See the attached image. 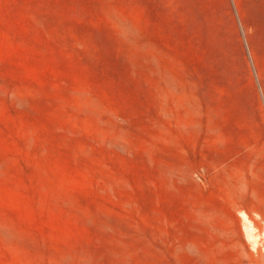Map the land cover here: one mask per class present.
Segmentation results:
<instances>
[{"label": "rangeland", "instance_id": "374dc122", "mask_svg": "<svg viewBox=\"0 0 264 264\" xmlns=\"http://www.w3.org/2000/svg\"><path fill=\"white\" fill-rule=\"evenodd\" d=\"M0 264H264V0H0Z\"/></svg>", "mask_w": 264, "mask_h": 264}, {"label": "bare ground", "instance_id": "6f19581e", "mask_svg": "<svg viewBox=\"0 0 264 264\" xmlns=\"http://www.w3.org/2000/svg\"><path fill=\"white\" fill-rule=\"evenodd\" d=\"M243 218L245 221V229H246L247 235L256 244L257 237L255 236V229L252 226V222H250V220L248 219L246 215H244Z\"/></svg>", "mask_w": 264, "mask_h": 264}]
</instances>
